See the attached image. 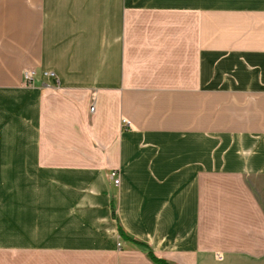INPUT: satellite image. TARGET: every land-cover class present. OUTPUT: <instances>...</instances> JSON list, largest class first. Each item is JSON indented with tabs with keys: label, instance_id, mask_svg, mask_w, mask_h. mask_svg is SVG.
<instances>
[{
	"label": "crops",
	"instance_id": "0c3cea01",
	"mask_svg": "<svg viewBox=\"0 0 264 264\" xmlns=\"http://www.w3.org/2000/svg\"><path fill=\"white\" fill-rule=\"evenodd\" d=\"M133 241L264 264V0H0V264Z\"/></svg>",
	"mask_w": 264,
	"mask_h": 264
},
{
	"label": "built area",
	"instance_id": "2783aa9c",
	"mask_svg": "<svg viewBox=\"0 0 264 264\" xmlns=\"http://www.w3.org/2000/svg\"><path fill=\"white\" fill-rule=\"evenodd\" d=\"M47 74H49V73H47ZM36 76H37V71L35 69H33V68L24 69L22 72V84L24 86H32L34 84ZM90 110H93V106L90 107ZM121 122H122L123 126L131 127V123L128 119L123 117L121 119ZM110 177L113 180V183L115 185L119 184L120 178H119L118 171H116V170L111 171Z\"/></svg>",
	"mask_w": 264,
	"mask_h": 264
},
{
	"label": "trees",
	"instance_id": "16d2710c",
	"mask_svg": "<svg viewBox=\"0 0 264 264\" xmlns=\"http://www.w3.org/2000/svg\"><path fill=\"white\" fill-rule=\"evenodd\" d=\"M133 242L136 243L145 252V254L149 257V259L152 262H154L155 264H169L164 259H160V258L156 257L153 254L152 249L148 245L141 243V242H138V241H133Z\"/></svg>",
	"mask_w": 264,
	"mask_h": 264
},
{
	"label": "rangeland",
	"instance_id": "374dc122",
	"mask_svg": "<svg viewBox=\"0 0 264 264\" xmlns=\"http://www.w3.org/2000/svg\"><path fill=\"white\" fill-rule=\"evenodd\" d=\"M228 97V96H227ZM237 97H239V96H237ZM232 99H235V98H232ZM238 125H246V124H248V123H243V122H241V123H237Z\"/></svg>",
	"mask_w": 264,
	"mask_h": 264
}]
</instances>
